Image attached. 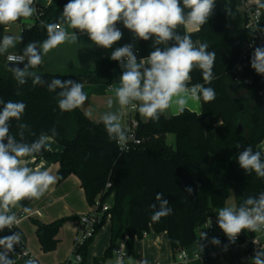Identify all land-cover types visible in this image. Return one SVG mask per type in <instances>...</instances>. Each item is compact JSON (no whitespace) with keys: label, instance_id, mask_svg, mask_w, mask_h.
Listing matches in <instances>:
<instances>
[{"label":"trees","instance_id":"obj_1","mask_svg":"<svg viewBox=\"0 0 264 264\" xmlns=\"http://www.w3.org/2000/svg\"><path fill=\"white\" fill-rule=\"evenodd\" d=\"M67 2L55 0L37 5L35 22L23 28L20 43L35 42L37 50L47 38V25L57 22ZM246 23L247 16L239 8L238 0H215L207 23L198 32L200 43H207L208 50L216 53L215 78L211 84H205L215 90V99L201 100V114L186 109L182 115H162L157 122L138 117L142 143L127 153L119 152L115 140L109 141L102 120H92L81 108L61 112L57 106L60 88L48 91L53 78L72 79L84 86L111 85L119 62L106 56L98 58L93 68H81L72 74L27 72L21 77L26 83H18L7 66L6 54L0 50V99L27 104L22 120L10 122L11 133L18 140L17 133H22L25 142L31 143L41 133L51 137V129L55 127L58 135L53 139L63 147L62 151L47 148L36 159L58 163L59 181L77 175L90 205L98 198L104 203L114 195L109 210L111 243L104 257L95 259L96 263L112 258L114 248L125 236H129V254L133 253L135 239L152 230L167 233L174 254L180 248L188 249L198 243V229L226 205L230 190L235 194L237 206L247 196L264 191V179L257 178L255 173L247 175L237 162L239 154L249 145L254 151L260 150L258 145L264 139V73L252 67L254 49L258 46L250 48L247 66L242 71L237 69L244 44L254 34ZM6 26L0 25V46ZM190 75V84H204L198 68L194 67ZM37 79L39 83L34 86ZM246 79L251 83H246ZM22 124L27 127H20ZM169 133L175 135L174 147L165 141ZM108 182L111 186L106 189ZM188 188L192 191H187ZM156 193H162L173 211L160 222L152 223L153 209L149 205L155 204L157 210L160 207ZM28 201L21 203L24 206ZM63 222V219L50 223L34 219L44 252L56 249ZM17 231L24 239L19 226L11 231L5 228L0 236ZM247 233L242 232L240 237ZM93 240L94 237L90 238L80 250L84 260ZM17 245L15 252L8 254L10 258L18 253Z\"/></svg>","mask_w":264,"mask_h":264},{"label":"clouds","instance_id":"obj_2","mask_svg":"<svg viewBox=\"0 0 264 264\" xmlns=\"http://www.w3.org/2000/svg\"><path fill=\"white\" fill-rule=\"evenodd\" d=\"M214 6L215 0H68L57 22L47 25V38L40 42L41 54H37L35 42L28 44V64L34 69L40 66L49 51L66 42H76V32L86 33L94 45L110 49L122 39L123 33L117 27L122 23L136 38L149 41L155 37L156 43L165 47H155L139 62L133 54L132 44L116 47L111 52L110 59L119 62L122 69L119 84L114 89L119 105L134 104L135 111L142 118L153 122L159 121L169 110L174 115H182L191 104H198L201 100L210 102L216 97L215 90L205 86L215 78L216 53L208 50L207 43L195 44L188 31L189 28L199 31L207 23ZM186 9L189 11L185 13ZM35 11L34 0H0V25H11L21 18L27 20ZM181 25L185 28L183 35L176 31ZM68 28L75 31L69 33ZM169 41L174 43L168 45ZM12 44V38L5 36L3 48ZM194 67L201 71L204 84H190ZM252 67L258 73H264V47H255ZM26 72L27 66L24 71L14 69L13 77L18 83H26L21 79ZM38 83V79L33 81L34 86ZM56 88H60L57 106L61 112H72L88 100L84 85L79 81L53 78L48 91L53 92ZM0 106V232H3L5 228L11 231L20 224V218L13 209L23 207L21 202L24 200L41 199L61 177L46 168L29 166V160L47 150L48 141L58 135L56 128L51 129V137L41 133L28 143L22 133H17L18 140L10 131V122L22 120L27 104L0 99ZM102 121L109 141L115 140L118 148L124 150L128 137L117 117L106 114ZM19 126L27 127L26 124ZM32 135L36 134L33 132ZM262 155L261 150L254 151L249 145L239 154L237 162L247 175L255 173L257 178L264 179ZM155 199L160 207L157 210L155 204L149 205L153 209L150 216L152 223L160 222L173 211L168 200L162 198V193H156ZM23 211L27 213L30 209L23 207ZM217 214V224L230 243H235L242 232L264 233V191L257 196H247L239 206L221 207ZM20 239L19 231L0 236L2 264H16L8 254L15 252L14 245L19 244ZM200 239L207 240V233L201 232ZM252 242L259 243L256 239ZM210 243L219 246L221 242L213 237ZM204 247L199 245V254ZM227 247L224 245L225 251ZM74 261L82 264L83 257L76 255ZM116 261L117 264H124L120 256L116 257ZM251 261L252 264H264V248H256ZM25 264H35V261L29 258ZM136 264H148V261L142 259Z\"/></svg>","mask_w":264,"mask_h":264},{"label":"crops","instance_id":"obj_3","mask_svg":"<svg viewBox=\"0 0 264 264\" xmlns=\"http://www.w3.org/2000/svg\"><path fill=\"white\" fill-rule=\"evenodd\" d=\"M253 2L258 3L262 9V18L258 24L257 30L264 41V6H262L264 5V0H253ZM48 4L49 2L47 0H34V7H36V5ZM34 22L35 18L33 15L27 20L21 18L14 24L7 25L4 31V38L5 36H8L11 37L12 40L14 39L13 41H15V39L19 41V37L23 28L33 26ZM67 30L69 33L75 31L70 28ZM176 31L183 35L185 33V28L181 25L176 29ZM188 31L191 33L193 42L198 45L200 43L198 34L199 31H196L192 28H189ZM122 33L123 36L120 41L114 44L112 48L104 49L94 45L86 33L76 32L78 37L76 42H66L52 49L46 55H44L43 63L40 66H37L35 69L28 64L29 57L26 55L28 45L21 44L19 41L17 45H15L14 42L12 45L4 49L2 43L0 49L2 53L6 54V56L8 53L24 55L27 59L21 64L22 71H24L27 66V72L72 74L81 68H93L95 61L98 58L111 56V52L116 47H120L125 44H132L134 47L135 45L132 43V34L128 30H122ZM172 43H174V41H169L168 45H171ZM136 45H138L140 48V58L146 57L151 51L155 49V47H161L162 49L165 47L164 44L156 43L155 37L149 41L137 39ZM37 54H41V46H39L37 49ZM24 63H26L25 66H23ZM121 72L122 69L118 64V66L113 71L115 80L119 81ZM97 85L98 84H86L84 86V92L90 88H94V86ZM80 108L83 109L82 107ZM188 110L201 114V101L198 104H191ZM83 111L87 113L85 109H83ZM165 115L167 117H171L174 114L171 110H169ZM138 117L141 119L139 113ZM48 148L54 151H62L63 149V147L53 138L48 141ZM258 148L262 151V153H264V139L262 142H260ZM29 166L40 167L41 169L46 168L52 174L58 175V163L35 158L34 160H29ZM23 207L30 209V211L26 214L33 213L32 216L22 217L20 219V224L18 225L23 231L26 246L32 251V253H35L37 256H39L38 258L43 263L61 264L63 257L60 254V250L62 248H68L70 251L72 250L71 248L78 226V217L88 212L91 208V205L87 201L86 194L80 179L77 175L71 174L64 180L59 181L57 184L51 186L48 192L41 199L29 200ZM23 207L15 208L13 211L19 215L23 211ZM36 211L40 212V214H37ZM217 215L218 214L216 211V219ZM28 219H31L32 221L37 219L44 223H50L57 219H63L66 221L65 223L63 222L64 225L61 226L58 232L57 238L59 241L57 247L52 251V253H50V255L42 253L44 251L42 250L41 244L36 235V225L33 224L30 226L29 223L26 222ZM107 222H109L110 226L109 231H106V235H101L100 228L88 249L84 264H97L95 259H101L104 257L105 252L111 243V223L110 221H106L104 224ZM195 249L196 245L190 246L188 248L190 252L194 251ZM244 255V248L241 246H235L220 254L206 255L199 259H192L189 264H241L242 261H244ZM173 256L174 252L167 233H158L152 230L150 232L144 233L141 238L135 239L134 251L128 256L126 264H136L137 261L142 259H146L148 264H170L173 260ZM244 264L246 263L244 262Z\"/></svg>","mask_w":264,"mask_h":264},{"label":"built area","instance_id":"obj_4","mask_svg":"<svg viewBox=\"0 0 264 264\" xmlns=\"http://www.w3.org/2000/svg\"><path fill=\"white\" fill-rule=\"evenodd\" d=\"M50 3H53L55 0H47ZM242 3V7L240 8L241 11L247 16V23L246 27L250 29L254 34L253 37L247 40L244 44V51L242 52V61L237 65V69L242 71L247 66V55L250 50V48L258 46V47H264V41L262 39V36L258 32V24L261 21L262 18V9L260 8L259 4L256 2H253V0H240ZM36 11L34 14L37 13V5H36ZM117 27L122 30H128L126 29L122 23L117 24ZM129 31V30H128ZM132 35V43L135 45L133 47V54L137 57V61L140 58V48L137 43V39L134 34L129 31ZM9 57L12 59L10 60ZM27 58L22 54L17 53H8L6 56L7 62L12 63H18L22 64ZM246 83H251L250 80H245ZM112 89V87H111ZM126 108V117H127V124L125 126H122V128L125 131V134L128 137V144L127 147L124 150H121L118 148L120 153H127L136 147H138L142 143V138L139 136L138 129L140 125V121L138 119V112L135 111L134 104H129L125 106ZM138 141V142H137ZM111 184L108 182L106 185V189L109 188ZM113 194L110 196L109 199L102 203L101 200L98 198L93 205H91V208L88 212L82 214L78 218V226L77 231L74 237L73 241V250H72V257L73 259H70L65 264H76L74 261L76 255L82 256V253L80 252L81 248L86 244V242L96 236V232L99 227H102L104 224V221H110L111 214L109 213L110 208L113 204ZM37 214H40V212L36 211ZM32 214H26L23 211L18 215V217L21 219L22 217H29L32 216ZM211 221V222H210ZM210 224V225H209ZM201 232L207 233V240L200 239ZM213 237H217L220 240V245L215 246L210 243L211 239ZM253 239L258 240V244H253ZM129 236H125L123 239H121L116 247L114 248V254L113 257L107 260H101L97 264H117L116 257L120 256L124 264H126V260L128 258L129 250H128V243ZM204 245L203 251L199 254V245ZM196 249L192 252H190L187 248H180L179 251H177L174 256L173 260L170 264H189V262L192 259H199L206 255H213V254H220L225 252L224 245H227V250L231 249L235 246H241L245 250L244 255V261H242L241 264H251V257H253L255 249L256 248H264V233H250V235L241 238L240 235L236 238L235 243H230L228 240V237L223 233V231L219 228L217 224V219L214 217L209 218L208 221L203 224L198 229V243L196 244ZM19 248L18 253L16 256H14L12 259L16 261V264H25V261L31 258L35 261V264H45L43 263L35 253H32V251L26 246L24 239L20 240V243L17 245ZM226 250V251H227ZM125 253H127L125 255ZM199 256V258H198ZM83 257V256H82ZM84 258L82 261V264H84ZM2 264V262H0Z\"/></svg>","mask_w":264,"mask_h":264},{"label":"rangeland","instance_id":"obj_5","mask_svg":"<svg viewBox=\"0 0 264 264\" xmlns=\"http://www.w3.org/2000/svg\"><path fill=\"white\" fill-rule=\"evenodd\" d=\"M238 6L239 8L242 7V3L240 0H238ZM14 40V39H13ZM15 42V45L18 44V40L15 39L13 43ZM1 50V49H0ZM26 63L23 64L25 66ZM119 84L118 80H115L111 85L107 84H98L97 86H94V88H90L85 91L86 95L88 96V100L85 102L83 106H81L85 111H87V114L90 116V118L94 121H100L102 120L103 116L106 114L115 115L117 117V121L121 124V126H125L127 124V117H126V108L125 106L119 105L116 95H115V87H117ZM112 87V89H111ZM93 89V90H92ZM111 102V105L109 104ZM143 121H146L144 118L141 117ZM166 143L170 146H175V135L172 133L167 134ZM110 201V199H109ZM236 205V197L233 192V190H230L229 198L227 199L226 205ZM225 205V206H226ZM64 223L66 222L63 220ZM29 223L30 226H32L34 223L31 219H28L26 221ZM109 222L104 224L101 227L100 234H107L106 231H109ZM250 235V232L246 234V236ZM108 236V235H107ZM106 236V237H107ZM73 250V244L72 248ZM72 250L70 251L68 248H62L60 250V254L62 255V263L68 262L70 259H73L72 257ZM44 254L52 253L50 252H42Z\"/></svg>","mask_w":264,"mask_h":264},{"label":"water","instance_id":"obj_6","mask_svg":"<svg viewBox=\"0 0 264 264\" xmlns=\"http://www.w3.org/2000/svg\"><path fill=\"white\" fill-rule=\"evenodd\" d=\"M7 66H8L9 68H11L12 70H14V69H18V70H20V69H21V64H18V63L8 62V63H7ZM240 130H241V127H240Z\"/></svg>","mask_w":264,"mask_h":264}]
</instances>
